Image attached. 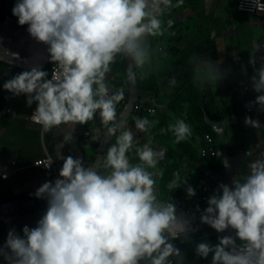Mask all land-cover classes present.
Returning a JSON list of instances; mask_svg holds the SVG:
<instances>
[{"label":"clouds","instance_id":"9594fccd","mask_svg":"<svg viewBox=\"0 0 264 264\" xmlns=\"http://www.w3.org/2000/svg\"><path fill=\"white\" fill-rule=\"evenodd\" d=\"M183 3L16 0L12 15L18 25H27L31 38L47 46L55 71L49 79L48 72L32 67L4 82L3 89L15 97L26 96L29 107L36 102L31 118L43 133L63 126V142H67L76 125L98 116L101 127L91 140L103 137L114 142L88 166L81 158L58 153L56 158L63 159L58 178L44 182L33 194L46 201V211L35 227L23 226L22 235L9 229L0 245L4 264H182L184 257L173 241L188 240L194 229L171 197L162 198L159 191L163 171L158 165L167 149L151 139L140 144L137 138V133L150 132L158 121L134 117L135 131L129 128L117 112L124 89L116 90L109 74L118 61H127L125 78L130 86L147 79L154 55L164 51L153 47V38L169 32L173 20L164 17ZM259 48L255 46L249 57L255 72L251 87L258 95L246 107L255 104L258 111H264V63L255 68ZM18 58L16 53L0 52L2 62ZM222 78L218 63L197 59V87L216 85ZM244 123L261 127L247 116ZM166 131L177 144L192 136L184 118L175 119ZM251 155V151L246 153ZM224 166H229L226 161ZM248 168L231 186L219 184L200 214V222L217 233H235L215 245L196 244V255L207 258L211 254V264H264V153ZM185 184L186 178L176 171L166 188L171 193ZM185 191L189 198L196 195L191 186Z\"/></svg>","mask_w":264,"mask_h":264},{"label":"crops","instance_id":"0c3cea01","mask_svg":"<svg viewBox=\"0 0 264 264\" xmlns=\"http://www.w3.org/2000/svg\"><path fill=\"white\" fill-rule=\"evenodd\" d=\"M15 2L0 0V52L16 53L19 57L11 63L0 61V173L10 172L7 178H0V245L4 244L9 229L15 228L22 235L23 226L35 227L46 211V201L33 194L44 182L53 180L34 165L36 160L49 153L62 166L63 159L56 158L60 152L61 157L81 158L88 166L97 156H103L114 142V138L105 140L103 137L99 141L91 140L96 129L101 127L98 116L88 124L76 125L73 138L67 142H63V126L43 133L41 126L28 116L29 110L36 108V102L29 107L26 96L14 97L3 89L4 82L32 67L50 73L52 64L47 46L31 38L27 25H18L17 18L12 15ZM236 2L184 0L183 5L164 17L165 21L173 20L169 32L153 38V47L164 51L154 55L147 79L137 80L130 86L125 78L127 61H118L109 74V82L116 90L124 89L125 103L117 106V112L122 114L120 118L127 121L129 128L135 131L134 117L158 121L150 132L137 133V138L140 144L151 139L153 144L167 149L165 159L158 165L163 171V177L158 178L159 191L162 198L171 197L194 229L188 240L173 241L184 257L182 264H211V254L207 258L196 255V244L215 245L225 235L235 236L232 230L217 233L200 222V214L207 207L200 198L205 191L215 190L219 184L231 186L232 180L238 174L246 175L249 163L264 153V111H258L255 104L250 112L246 107L258 95L251 87L255 72L249 57L254 47L260 46L255 52V68L264 63L261 59L264 57V14L238 12ZM199 57L218 63L223 78L216 85L209 84L201 89L194 83ZM172 79L175 84L170 86ZM244 85L248 86L246 90ZM145 96L157 109L156 113L146 114L133 109V104ZM193 97L203 109L201 116L191 108L189 98ZM246 116L259 121L261 127L246 125ZM177 118H184L192 128L191 138L179 144L174 143L172 133L166 131ZM201 120L208 125L209 133L215 139V159L202 158L198 153L205 132ZM248 151L252 152L249 157L246 156ZM225 161L229 165L227 168ZM176 171L186 178V184L168 193L166 185ZM187 186L194 188L195 196L187 197ZM0 264H4L2 259Z\"/></svg>","mask_w":264,"mask_h":264},{"label":"built area","instance_id":"2783aa9c","mask_svg":"<svg viewBox=\"0 0 264 264\" xmlns=\"http://www.w3.org/2000/svg\"><path fill=\"white\" fill-rule=\"evenodd\" d=\"M236 9L238 12L245 13V14H251V15H258V14H264V0H237L236 2ZM55 71V65L52 63L50 66V73H49V79L51 78V75ZM248 71H244V73H247ZM247 85H244V89H247ZM15 97V96H14ZM125 103L124 100L120 102L121 105ZM133 109L136 112L146 113V114H153L157 112V109L155 106L151 103V100L145 96L141 98L139 101H137L135 104H133ZM35 111V108H31L29 110V119L32 120L31 116L33 112ZM248 112L251 111L250 108L247 109ZM33 121V120H32ZM202 140L203 144L198 149V153L202 158L205 159H215L217 158V147L214 137L209 132H203L202 133ZM51 160H53V163L50 167H45L47 163H49ZM34 165L38 167L42 172L45 174V176L49 177L51 180H55L58 178L59 169L61 166L53 159V157L46 153V155L34 162ZM10 172H3L0 173V178L5 179L9 176ZM214 190H208L205 191L200 201L203 205H207V199L209 196L213 193Z\"/></svg>","mask_w":264,"mask_h":264},{"label":"trees","instance_id":"16d2710c","mask_svg":"<svg viewBox=\"0 0 264 264\" xmlns=\"http://www.w3.org/2000/svg\"><path fill=\"white\" fill-rule=\"evenodd\" d=\"M190 100H189V102L191 101V108L195 111V112H197V114H199L200 116L203 114V109H201L199 106H198V104H197V102H198V99L195 97H193V98H189ZM209 114H210V118H213V116H212V114L210 113L211 111H210V109H209V107H206V109H205ZM199 116V117H200ZM203 117V116H202ZM200 119H201V117H200ZM202 120H203V118H202ZM201 120V121H202ZM202 124H203V126H204V131L205 132H209L210 131V129H209V127H208V125H205V123H204V121H202ZM202 126V125H201Z\"/></svg>","mask_w":264,"mask_h":264}]
</instances>
